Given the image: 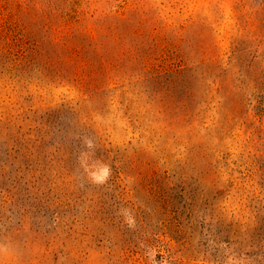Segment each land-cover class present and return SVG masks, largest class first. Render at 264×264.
I'll list each match as a JSON object with an SVG mask.
<instances>
[{
	"label": "rangeland",
	"instance_id": "374dc122",
	"mask_svg": "<svg viewBox=\"0 0 264 264\" xmlns=\"http://www.w3.org/2000/svg\"><path fill=\"white\" fill-rule=\"evenodd\" d=\"M261 83L264 0H0V264H264Z\"/></svg>",
	"mask_w": 264,
	"mask_h": 264
},
{
	"label": "trees",
	"instance_id": "16d2710c",
	"mask_svg": "<svg viewBox=\"0 0 264 264\" xmlns=\"http://www.w3.org/2000/svg\"><path fill=\"white\" fill-rule=\"evenodd\" d=\"M251 65H252V63L250 64V66ZM215 80L216 79H214V81L212 82V85L217 87L216 92H218V91H220L221 87H220V85L215 83ZM184 81H185L184 76H183V73L181 71L174 72V77L170 78L162 86H163V89L166 91L167 95L170 96V99H172L173 102L175 101L176 103L180 104V107L183 108V111H184L186 116L194 115L195 113H193L191 111V107H189L191 97H192V89H191V87H188V85H186ZM261 84L264 86V83H261ZM259 86H258V92L259 93H257L255 100L257 102V106H256V109L258 111L257 116L259 118L260 125H262V124H264V89L262 87H259ZM186 100H188L189 103H185ZM188 104H189V106H188ZM200 113H201V111L199 112V114ZM257 130H259V134H257L256 140L261 141V140H263L261 136H262V133L264 134V132H263V130L261 131V129H256L255 132L253 131V135H254V133L257 132Z\"/></svg>",
	"mask_w": 264,
	"mask_h": 264
}]
</instances>
